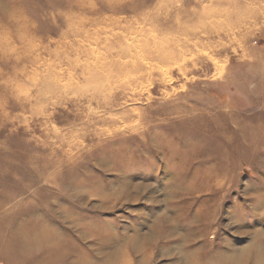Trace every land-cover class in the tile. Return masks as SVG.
Here are the masks:
<instances>
[{
  "label": "rangeland",
  "instance_id": "374dc122",
  "mask_svg": "<svg viewBox=\"0 0 264 264\" xmlns=\"http://www.w3.org/2000/svg\"><path fill=\"white\" fill-rule=\"evenodd\" d=\"M0 264H264V0H0Z\"/></svg>",
  "mask_w": 264,
  "mask_h": 264
}]
</instances>
